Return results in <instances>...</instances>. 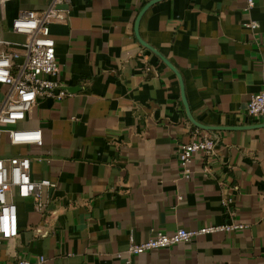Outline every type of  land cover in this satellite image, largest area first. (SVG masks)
I'll return each instance as SVG.
<instances>
[{
  "label": "crops",
  "instance_id": "0c3cea01",
  "mask_svg": "<svg viewBox=\"0 0 264 264\" xmlns=\"http://www.w3.org/2000/svg\"><path fill=\"white\" fill-rule=\"evenodd\" d=\"M152 1L72 0L68 22L51 27L70 95L40 99L18 125L41 130L42 146L3 132L0 159L31 158L33 180L56 188L44 211L15 196L19 235L0 239V264H264V116L247 114L263 87L264 0H159L144 12ZM49 3L0 4L1 37L24 42L13 21ZM142 12L139 36L157 54L136 37ZM197 131L216 148L185 179L178 152ZM230 223L245 229L126 253L131 235Z\"/></svg>",
  "mask_w": 264,
  "mask_h": 264
},
{
  "label": "built area",
  "instance_id": "2783aa9c",
  "mask_svg": "<svg viewBox=\"0 0 264 264\" xmlns=\"http://www.w3.org/2000/svg\"><path fill=\"white\" fill-rule=\"evenodd\" d=\"M10 0H0L5 4ZM72 0H50L42 11L25 10L13 21L12 31L24 36L22 43H13L1 37L0 24V85L10 88L0 108V135L6 132L13 145H43L41 130L20 129L18 125L28 118L40 99L61 101L70 94L61 82V67L56 56V42L51 32L54 24H64L70 17ZM249 9L254 6L248 0ZM256 30V23L246 24ZM252 118L264 116L263 87L254 94L247 108ZM4 128L8 130L4 131ZM215 137L206 131H197L189 143L179 148L178 158L185 179L192 177V160L196 154L210 157L216 148ZM32 161L27 156L0 159V239L10 240L19 235L18 207L15 196L20 199L33 198L36 207L44 211L49 204L48 192L56 188L51 180L35 181L32 178ZM245 229L237 223L210 225L198 229H178L167 233L156 231L144 242H137L131 235L126 253L129 257L147 252L163 250L200 237L218 233H232ZM122 257V254H119ZM43 256L34 261L20 259L16 264H45Z\"/></svg>",
  "mask_w": 264,
  "mask_h": 264
},
{
  "label": "water",
  "instance_id": "95a60500",
  "mask_svg": "<svg viewBox=\"0 0 264 264\" xmlns=\"http://www.w3.org/2000/svg\"><path fill=\"white\" fill-rule=\"evenodd\" d=\"M157 1H159V0H153L145 9H144V12L146 11V9L148 8V7H150L152 4H154V3H156ZM143 15V12L141 13V15H140V17H139V19H138V21H137V23H136V37H137V39H138V41L144 46V47H146V48H148V49H150V50H152L153 52H155L152 48H150V46H148L141 38H140V36H139V33H138V24H139V21H140V18H141V16ZM156 53V52H155ZM157 54V53H156ZM161 58H162V60L170 67V68H172L173 70H174V68H173V66L165 59V58H163L162 56H160ZM175 71V70H174ZM176 72V71H175ZM181 88H182V99H183V102H184V105H185V107H186V109H187V114H188V116H189V118L191 119V121L193 122V123H195L194 122V120L192 119V117H191V115H190V112H189V109H188V105H187V102H186V99H185V94H184V87H183V83H182V80H181ZM66 90L69 92V90L66 88ZM199 127H201L202 129H204V130H206V131H210V130H214V129H212V128H209V127H206V126H199Z\"/></svg>",
  "mask_w": 264,
  "mask_h": 264
}]
</instances>
